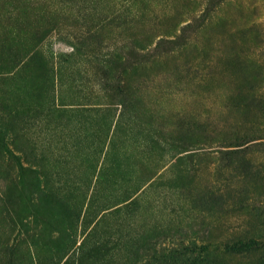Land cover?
Here are the masks:
<instances>
[{"label":"rangeland","instance_id":"1","mask_svg":"<svg viewBox=\"0 0 264 264\" xmlns=\"http://www.w3.org/2000/svg\"><path fill=\"white\" fill-rule=\"evenodd\" d=\"M0 264H264V0H0Z\"/></svg>","mask_w":264,"mask_h":264}]
</instances>
